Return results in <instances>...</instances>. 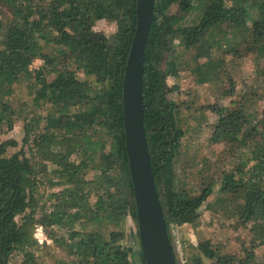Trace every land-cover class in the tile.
Here are the masks:
<instances>
[{"label":"trees","instance_id":"1","mask_svg":"<svg viewBox=\"0 0 264 264\" xmlns=\"http://www.w3.org/2000/svg\"><path fill=\"white\" fill-rule=\"evenodd\" d=\"M136 4L0 0V135L23 123L20 140L0 142V264H146L141 247L136 253L127 244L124 229L132 220L139 241L123 115ZM195 9L201 10L197 22L184 24ZM101 20L115 29L97 28ZM177 40L192 52L189 58L178 60ZM243 50L264 57V0H156L146 51L144 115L179 263L173 231L199 224V210L217 184V196L207 208L235 218V228L248 226L264 240V108L252 111L245 103L263 97L257 86L241 89L240 99L230 105L213 107L219 117L203 145L222 144L223 149L216 165L205 155L204 170L196 166L204 176L200 187L189 191L175 178L183 138L192 130L187 140L199 139L201 121L183 124L182 104L172 95L176 85L169 76L181 74L198 87L209 86L228 69L224 54ZM36 59L43 62L33 69ZM226 73L230 87L224 86L223 93L233 95L237 83ZM24 79L30 86L27 95L16 88ZM255 81L264 85V68ZM187 108L205 114L202 105ZM242 147L250 153L245 155ZM37 226L52 242L38 241ZM254 248L253 242L241 258L210 239L200 241L184 264H259Z\"/></svg>","mask_w":264,"mask_h":264},{"label":"rangeland","instance_id":"2","mask_svg":"<svg viewBox=\"0 0 264 264\" xmlns=\"http://www.w3.org/2000/svg\"><path fill=\"white\" fill-rule=\"evenodd\" d=\"M174 12L181 14L179 9H175ZM200 12V9H195L186 14L184 24L191 25L197 22ZM249 25H251V21H249ZM97 28L109 32L115 29V25L113 23H108L106 20H101L97 22ZM228 34L231 36L233 33L228 32ZM244 34L247 35L248 33H242L238 39L242 38ZM174 45L179 61L190 57L192 52L186 50L180 40L175 41ZM224 55L228 61V69L225 72L222 71L219 79L209 86L206 85L198 87V85L193 83V80L190 77L184 78L181 74L170 75L168 78L171 85H176V90L172 92V95L176 100H178L179 104H182L180 106V116L183 119V124L185 125L190 123L194 125V121H201L200 131L199 134H197L200 138L194 139L195 142L193 141L190 143L186 137H188L189 134H192V130L187 132L188 135L183 138L184 146L177 161V173L175 175L176 181L178 183L184 182L185 188L189 191H193V187L199 188L202 184V179H204L202 172L200 171L201 173H198L196 168L198 165L200 169L202 168L201 170H204L205 163L202 158L206 155L210 158L211 165L212 163L216 165L218 154L223 149L222 144H218L213 147H209L207 143L206 146L203 145L205 134H211L212 124L216 122L219 117V115L213 112V107L220 108L224 105H230V102L232 103L234 100L240 99L239 95L241 89H245L246 87L249 91H252V89H256L257 86L258 91H260L258 92L259 94H262V91H264V85L258 84L255 81L258 79V72L260 73V71L264 68V57L258 58L260 56L256 53L244 50L235 56L226 53ZM42 62V59H36L31 67L33 69L39 67ZM226 72H229L233 77V81L237 83V88L235 89L233 95H225L223 93L224 86L230 87L227 81L228 75ZM29 87L28 80L24 79L17 85L16 88L22 95H27L30 90ZM194 99L197 101H194ZM251 102L245 103L247 106H250L252 111L258 109L261 112L264 108V92L263 97L259 99L258 103L256 100L249 105ZM198 105H202L205 110V114H203L204 111L201 108L197 109L195 113L193 110L187 108V106H194L195 109ZM233 107L234 105H232V108ZM22 137L23 123L17 122L13 131L0 135V142L8 138L20 140ZM17 149V147H13L10 150L16 151ZM242 149L245 155L250 153L249 148L242 147ZM181 166L182 168H180ZM218 181L219 180L217 179L216 182ZM197 184H199L198 187ZM217 188L218 184L215 186V192L200 208V218L197 226L187 223L175 228L173 231L175 233L176 249L181 263L184 264V261L193 255L192 252L195 250L194 247H196L200 241L210 239L211 241L220 244L223 252L233 253L241 258L245 255L246 248L250 249L254 242L256 259L259 264H264V240L262 238H255V235H253L248 226H241L238 229L235 228V218L226 219L218 211L209 210L207 208L208 202H213L217 196ZM124 229L127 232V244L131 245L133 250L137 253L140 248V243L135 236L136 228L132 220L128 219V221L124 224ZM61 232H63V230H60V233ZM49 242H52V240L49 239ZM57 251H60V249L57 248ZM58 256H63V253L58 252ZM49 262L50 264H58L55 260H49Z\"/></svg>","mask_w":264,"mask_h":264},{"label":"water","instance_id":"3","mask_svg":"<svg viewBox=\"0 0 264 264\" xmlns=\"http://www.w3.org/2000/svg\"><path fill=\"white\" fill-rule=\"evenodd\" d=\"M155 9L156 0H137V25L123 80L125 147L137 208L140 247L146 264H180L153 172L144 115L146 51Z\"/></svg>","mask_w":264,"mask_h":264},{"label":"built area","instance_id":"4","mask_svg":"<svg viewBox=\"0 0 264 264\" xmlns=\"http://www.w3.org/2000/svg\"><path fill=\"white\" fill-rule=\"evenodd\" d=\"M35 237L38 239L40 243H43L45 240L49 241L45 235V232L42 226L36 227Z\"/></svg>","mask_w":264,"mask_h":264}]
</instances>
